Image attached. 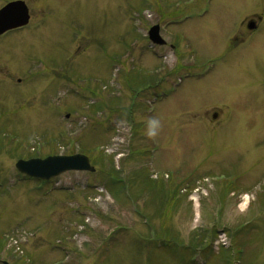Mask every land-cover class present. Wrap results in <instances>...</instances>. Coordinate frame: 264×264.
<instances>
[{"label":"rangeland","instance_id":"1","mask_svg":"<svg viewBox=\"0 0 264 264\" xmlns=\"http://www.w3.org/2000/svg\"><path fill=\"white\" fill-rule=\"evenodd\" d=\"M24 1L30 24L0 38V258L264 264V30L226 46L264 0H215L200 25L183 0ZM170 18L163 37L185 32L192 48L155 57L145 38ZM154 70L174 88L156 105L124 85ZM79 153L95 173L42 183L15 169Z\"/></svg>","mask_w":264,"mask_h":264},{"label":"water","instance_id":"2","mask_svg":"<svg viewBox=\"0 0 264 264\" xmlns=\"http://www.w3.org/2000/svg\"><path fill=\"white\" fill-rule=\"evenodd\" d=\"M29 21V11L24 2L16 1L9 3L0 10V35L9 30L24 27ZM150 38L155 43L163 44V41L159 37L158 27L152 28ZM16 168L23 174L41 180H50L69 171H95L89 159L84 155L56 156L45 160H21L16 164Z\"/></svg>","mask_w":264,"mask_h":264},{"label":"flooded vegetation","instance_id":"3","mask_svg":"<svg viewBox=\"0 0 264 264\" xmlns=\"http://www.w3.org/2000/svg\"><path fill=\"white\" fill-rule=\"evenodd\" d=\"M186 2H190L188 4V9H192V3H196L197 6H202L203 0H186ZM202 15L196 14L192 17H190L191 22H197L198 25L202 24L204 22V18L201 17ZM201 20V21H200ZM200 22V23H199ZM260 22V23H259ZM263 17L256 15V18L252 16H245L243 17L239 23H238V34L235 36L234 41H232L231 38L227 37L226 39V46L227 48H230L232 46H235L237 42L238 46H246L248 42L252 41L253 34L262 32L264 30V25H262ZM185 37L186 40H188V35L186 33Z\"/></svg>","mask_w":264,"mask_h":264},{"label":"clouds","instance_id":"4","mask_svg":"<svg viewBox=\"0 0 264 264\" xmlns=\"http://www.w3.org/2000/svg\"><path fill=\"white\" fill-rule=\"evenodd\" d=\"M159 126V121L156 119H153L149 121V135L154 136L156 134V129Z\"/></svg>","mask_w":264,"mask_h":264},{"label":"trees","instance_id":"5","mask_svg":"<svg viewBox=\"0 0 264 264\" xmlns=\"http://www.w3.org/2000/svg\"><path fill=\"white\" fill-rule=\"evenodd\" d=\"M160 191H163V187L161 188V190Z\"/></svg>","mask_w":264,"mask_h":264}]
</instances>
